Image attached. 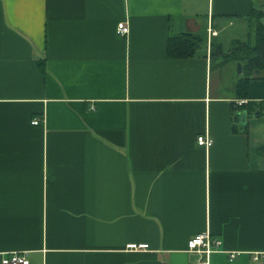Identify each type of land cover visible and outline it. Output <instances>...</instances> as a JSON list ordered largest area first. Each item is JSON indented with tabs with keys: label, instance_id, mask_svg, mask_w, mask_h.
Instances as JSON below:
<instances>
[{
	"label": "crops",
	"instance_id": "0c3cea01",
	"mask_svg": "<svg viewBox=\"0 0 264 264\" xmlns=\"http://www.w3.org/2000/svg\"><path fill=\"white\" fill-rule=\"evenodd\" d=\"M254 8L264 0H0V264L11 251L199 264L187 242L207 230L223 241L209 264H264V78L243 96L237 61L212 55ZM182 32L205 46L171 58Z\"/></svg>",
	"mask_w": 264,
	"mask_h": 264
},
{
	"label": "trees",
	"instance_id": "16d2710c",
	"mask_svg": "<svg viewBox=\"0 0 264 264\" xmlns=\"http://www.w3.org/2000/svg\"><path fill=\"white\" fill-rule=\"evenodd\" d=\"M249 17L250 26L246 37L235 39L228 52H224L218 42L214 44L212 49L214 59H221L219 65L226 60H236L237 63L242 64V74L238 79L237 88L243 96H245L248 84L252 79L264 78V10L254 8ZM204 41L205 38L201 34L193 32L172 33L168 37V55L171 58L192 57L203 47ZM260 72L263 74L260 75ZM258 151L260 155H264V146Z\"/></svg>",
	"mask_w": 264,
	"mask_h": 264
},
{
	"label": "built area",
	"instance_id": "2783aa9c",
	"mask_svg": "<svg viewBox=\"0 0 264 264\" xmlns=\"http://www.w3.org/2000/svg\"><path fill=\"white\" fill-rule=\"evenodd\" d=\"M130 32V26L128 21H123L118 24V33L121 35H126ZM215 33V32H214ZM248 102V99H239V104L244 105ZM40 122L39 118H35L34 124ZM198 143L205 147H210L213 143L212 138L207 134L198 135ZM223 241L220 237L214 236L209 230L200 232L192 236L187 242V252L192 254H197L198 258L196 261L199 264H209L210 256L214 252L222 250ZM128 248L134 250H142L148 248L146 243H130ZM239 255V252H230V258L235 259ZM254 260H261L264 256L260 254H254ZM2 264H30V259L27 256L26 251H11L6 252L2 256Z\"/></svg>",
	"mask_w": 264,
	"mask_h": 264
},
{
	"label": "water",
	"instance_id": "95a60500",
	"mask_svg": "<svg viewBox=\"0 0 264 264\" xmlns=\"http://www.w3.org/2000/svg\"><path fill=\"white\" fill-rule=\"evenodd\" d=\"M238 72L239 73L242 72V64L240 62L238 63ZM253 115H255V114H253ZM247 116H248L247 110L245 109V110H243L241 112V114H238L236 116V120H238L240 123L244 124V123H246ZM191 257L192 258H198V255L197 254H192Z\"/></svg>",
	"mask_w": 264,
	"mask_h": 264
},
{
	"label": "rangeland",
	"instance_id": "374dc122",
	"mask_svg": "<svg viewBox=\"0 0 264 264\" xmlns=\"http://www.w3.org/2000/svg\"><path fill=\"white\" fill-rule=\"evenodd\" d=\"M212 30L210 29V30H208V36L210 37V39H211V36H213L215 33V31H212ZM212 34V35H211ZM244 34V33H243ZM237 35H240V34H237ZM242 35V34H241ZM205 36V35H204ZM225 36H227V34H225ZM238 37H241L242 38V36H238ZM246 37V36H245ZM209 39V38H208ZM224 40V37H222V35H221V39L220 40ZM226 40L228 39V37L227 38H225ZM205 40H207L206 39V37H205ZM220 40L219 39H216V41L218 42V44H219V42H220ZM210 42V41H209ZM215 43V42H214ZM209 44V43H208ZM205 46V41L203 42V47ZM216 46H218V45H216ZM215 50H217V47H215ZM224 52H228V50L226 49H224ZM218 53V52H217ZM217 58H215V61H217L216 60ZM218 60H220V58H218ZM239 63V62H238ZM238 63H237V65H236V70H237V72H238ZM239 73V72H238Z\"/></svg>",
	"mask_w": 264,
	"mask_h": 264
}]
</instances>
